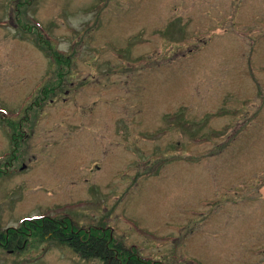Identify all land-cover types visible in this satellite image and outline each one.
Wrapping results in <instances>:
<instances>
[{
	"label": "rangeland",
	"instance_id": "rangeland-1",
	"mask_svg": "<svg viewBox=\"0 0 264 264\" xmlns=\"http://www.w3.org/2000/svg\"><path fill=\"white\" fill-rule=\"evenodd\" d=\"M184 2L0 0V114L20 112L46 86H57L61 96L71 88L65 98L43 99L48 113L27 141L36 157L20 174H3L8 160L18 161L7 149L5 120L0 119V228H19L30 216L68 217L78 227L104 225L109 245L117 241L122 251L132 245L139 255L164 264H261L246 259L258 238L251 234L253 207L230 204L223 207L226 215L210 221L207 215L206 227L216 229L215 237L207 233L201 238L196 231L213 199H235L230 169L239 168L232 152L227 162L202 161L213 147L202 146L205 139L194 143L191 136L217 126L210 112L217 97H208L206 85L218 77L206 71L209 75L202 76L194 64L225 63L221 67L230 79L220 108L226 110L228 101L240 106L245 98L254 101L264 93V30L245 18L246 45L253 50L245 56L249 77L239 76L231 68L238 61L235 43L219 39L217 29L209 33L212 43L208 37L198 42L197 12L186 11ZM193 5L196 0H187V7ZM54 96L60 99L50 103ZM72 125L73 140L66 132ZM88 127H95L96 134ZM115 128L121 134L113 135ZM83 132L90 135L79 136ZM261 137L259 130L249 132L243 162H262ZM145 139L156 148L154 166L143 164L147 145L140 147L139 158L133 154L135 161L131 156L130 150ZM186 142L193 144L191 151ZM93 162L105 168L99 181L97 172L88 171ZM40 226L23 229L18 245L6 247L14 250L11 256L0 249V264H103L82 259L33 228ZM23 239L28 243L22 247Z\"/></svg>",
	"mask_w": 264,
	"mask_h": 264
},
{
	"label": "flooded vegetation",
	"instance_id": "flooded-vegetation-1",
	"mask_svg": "<svg viewBox=\"0 0 264 264\" xmlns=\"http://www.w3.org/2000/svg\"><path fill=\"white\" fill-rule=\"evenodd\" d=\"M196 1L197 5L187 7V0H185L183 5L185 6L186 11H190V13L194 11L197 12L196 20L193 24V26L196 25V28L199 29H196L198 34H195L197 41L199 42V40H202L200 38H207L209 36V33L212 34L216 29L218 30L217 32L220 37L219 39L231 38L235 43L237 50V53H234V55H237L238 57V61L234 64H231L232 71L234 72V74H237L239 76L249 77V71L246 70L248 68H246L247 64L245 56H247V54H250L253 48L247 47L246 45V41L248 40V38H246V36L244 35V26L247 24L246 21L248 20H245V18H250V21L253 20L254 22L258 23L260 28L264 30V0ZM232 8L234 9V14L226 15L225 13L233 10ZM239 11H241V14L237 17L236 13ZM207 40H211L212 43V37H208ZM138 47L139 46H136L134 50L137 51ZM191 52V49H188V53ZM223 58L227 59V57ZM224 64L225 63L219 61L194 64L195 71L197 70L200 73L202 72V76L207 77V75H209L208 73H204L206 71L218 77L217 80L211 78L210 80L212 83L210 85H206L207 87H209L208 93H210V96L208 97H217L216 100H212L211 107L213 108V110L211 109L210 111H213L212 113H214V120L217 122V126L211 127L210 130H207L204 133L197 134L200 137L194 138L193 136H191V139L194 140V143L195 141H199V138L201 140L205 139L208 141V143L203 144L202 146L211 145L213 147L211 153L208 155L209 157L203 156V158H201L202 161L209 160V162L211 163H222L224 161L227 162V153H234V158H236L234 167L239 168V170L234 172L233 169H230V172L232 179L235 181L231 188L232 194L236 193V195L235 199L232 200H230L229 197H223L222 199H213L211 202V209L213 210L211 211L210 209V212L204 213L202 219L200 220L202 227L196 229V231L198 232V234H201V238H204L207 233H213V236L215 237L216 229L212 225H210V229L206 227L208 225L207 219L205 218L207 215L210 214L209 221L212 216L215 217L221 214L226 215L228 212L224 213L222 211L224 209L223 207L229 206L230 204L233 207L236 205L253 207L255 215L250 223L252 224L251 234L255 238L256 235L253 233H257L258 238L254 239V242H256L257 245L251 244L252 250L254 252H249L246 259L248 257L257 258L259 259V262L261 264H264V227L261 223V220H259L261 212L264 211V159L262 160V162L257 161V163H253L250 159L249 163H245L243 162L242 157V155L245 154L247 146L244 140H246L250 131H254V133L256 132V130L261 131V138L264 140V93H260L256 98H254V101H250V99L248 101L245 100V98L242 106L238 105V103L235 104L228 101V108L226 110L220 108L219 105H223L226 103L225 97H227L228 95L227 83L230 79V75L227 70L221 67ZM89 86H92V84ZM56 87L57 86L52 85L51 87L46 86L44 89L42 88L40 92L35 96V98L32 99L29 104L24 106L20 112H13L15 115H8L4 112L0 114V119L5 120L2 123L5 124L3 133L7 135L10 147H8L7 149H12L13 158L18 161V164H16L15 162H11V159L8 160V162L5 163L3 174H9L11 172H17L18 174H20L21 172L27 171L32 167V158H35L36 156L35 154H33L35 156L34 157L33 155H31L32 153H29L32 145L28 144L27 141L31 137L32 132L37 128H40L42 120L44 119V115L48 113V107L45 105L46 103H44L43 99L52 95H58L60 98H65L67 97L71 89L69 88L67 91L63 90V96H61V93H56ZM60 87L61 86H59L57 91H61ZM39 94H42V96H39ZM55 96L48 99L50 103L55 101L57 102L60 99H57ZM225 112L228 113V117H224L225 115L222 114ZM3 117H5L6 119ZM98 118H100V115H98ZM88 119H91V115L88 116ZM73 126L74 125H72L71 128H66V132L68 133V135H70L72 140L74 139L75 134V131L73 132V130H75ZM88 129L96 134L95 127H88ZM98 129L100 132L101 127H99ZM105 129L103 130L102 138H105ZM83 134L84 132L79 136H82ZM117 134H121L118 129L113 130V135ZM84 135L88 137L90 134L86 132ZM193 135H195V133ZM205 135L206 137H204ZM38 140L41 141L40 132L38 133ZM145 140L146 141L143 142V144L139 142V146L135 149V151L133 149L130 150L131 156H134L133 154L136 152L137 158H139L141 156L140 147L144 148L145 145H147L148 147L145 148L147 159H145L146 163L143 164L152 163L154 166L156 164L154 160V153L156 148L149 146L150 144H148V140L151 139ZM35 145L38 144H33V146ZM174 145H179V142L174 141ZM192 145L193 144L191 142H186V148L188 151H191L188 149V147ZM248 145L250 146V144ZM105 150L106 147H104V150L103 147L100 148L102 154H105ZM121 153H123L122 149ZM262 154L264 156V153ZM135 159L136 157L134 156V161ZM165 161L167 160H164L162 164ZM88 165L90 167L88 170L89 173L97 172V180L99 181L101 177H103L100 172H102L105 168H102L101 165H99L98 167L97 162H93L92 164ZM92 166L95 167L92 168ZM99 168L101 169V171H99ZM86 176L87 180H91L92 175L86 174ZM212 181H215V179H212ZM239 182L242 185H239L237 187V184L235 183ZM247 182L250 183V185H246L248 187V190H246V186L243 185V183ZM242 186H245V188H241ZM105 188L106 186L103 187V190H105ZM218 201H222V206H215ZM236 210L239 209L237 208L235 209V211ZM21 222V225L26 222V226L24 225L25 227L33 226V224H36L35 221H31L28 217ZM19 228H0V231H18ZM80 228L88 234H90L92 230L101 233L103 236L106 234V227L101 224L91 225L86 228ZM19 234L20 233H17L16 235L19 236ZM18 240L19 238L11 237V235L7 233L6 236L3 237V241L0 242V249L11 256L14 253V250H7L6 247H10L13 244L18 245ZM27 243L28 242H26V239L21 240L22 247Z\"/></svg>",
	"mask_w": 264,
	"mask_h": 264
},
{
	"label": "trees",
	"instance_id": "trees-1",
	"mask_svg": "<svg viewBox=\"0 0 264 264\" xmlns=\"http://www.w3.org/2000/svg\"><path fill=\"white\" fill-rule=\"evenodd\" d=\"M34 230L52 236L51 241L66 244L82 259H99L103 264H164L138 254L135 249H120L117 243L109 245L106 234L92 230L90 234L75 226L70 219L43 218L35 221ZM26 222L17 230H9L11 237L20 238L17 233H22ZM31 230V229H30ZM17 232V233H16ZM3 235V234H2Z\"/></svg>",
	"mask_w": 264,
	"mask_h": 264
}]
</instances>
